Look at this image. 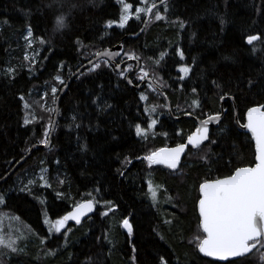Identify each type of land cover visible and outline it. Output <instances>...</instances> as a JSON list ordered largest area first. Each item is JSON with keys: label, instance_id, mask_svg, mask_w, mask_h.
<instances>
[{"label": "trees", "instance_id": "obj_1", "mask_svg": "<svg viewBox=\"0 0 264 264\" xmlns=\"http://www.w3.org/2000/svg\"><path fill=\"white\" fill-rule=\"evenodd\" d=\"M145 1L124 3L136 11ZM122 7L118 0H93L90 5L83 0H63L62 5L54 0H0V178L46 137L56 98L69 76L101 48L140 30L147 13L123 27L114 24ZM62 11L71 12V27L53 38V17ZM157 12L162 19L155 18ZM28 25L38 49L35 62L25 59ZM250 35L259 37L251 45ZM124 44L125 55L141 61L133 82L139 83L142 70L160 79L155 81L177 116L217 113L221 97L232 95L245 122L251 106L264 104V0H167L154 9L145 31ZM99 62L104 64L80 74L63 95L52 146L36 150L0 186L7 194L3 209L21 217L35 233L6 264H162L161 257L164 264H228L197 251V238L204 235L197 201L203 181L255 162L254 143L237 128L233 103L225 101L224 121L212 129L210 140L216 143L198 148H206L203 156L193 155L197 149L191 148L172 171L146 157L162 146L184 142L196 128L195 120H175L155 88L149 101L166 108L163 115L151 114L141 99L150 85L133 88L125 69L116 72L108 61ZM184 66L190 69L187 75L180 71ZM54 85L56 92L48 93L53 96L50 106L43 109V89ZM29 100L46 112L44 119L25 123ZM180 103L188 110L177 112ZM137 125L155 136L137 134ZM40 163L47 168L49 185L38 179L24 187ZM86 199L96 204L92 216L79 224L68 222L59 233L49 231L45 212L56 221ZM262 256L264 246L257 244L232 264H264Z\"/></svg>", "mask_w": 264, "mask_h": 264}, {"label": "snow or ice", "instance_id": "obj_2", "mask_svg": "<svg viewBox=\"0 0 264 264\" xmlns=\"http://www.w3.org/2000/svg\"><path fill=\"white\" fill-rule=\"evenodd\" d=\"M118 2L123 5L119 21V26L123 27L130 17L129 9L131 5L124 3V0H118ZM161 2L163 3L164 0H161ZM154 7L155 5L147 9L137 8L136 13L151 12ZM155 18L159 20L162 19V16L157 12ZM107 23L108 26H111L113 22L109 21ZM221 23H223V20H221ZM181 27H183L182 23ZM32 36L31 25H28L27 37ZM258 39V35H250L247 37V43L251 45ZM41 42H44L43 38H41ZM179 54L183 58V51H180ZM25 59H28V57L26 56ZM225 59H229V57H225ZM96 67H99V65H93V68ZM9 71L12 70L9 69ZM180 71L187 75L190 69L184 66L181 67ZM57 79L60 78L57 77ZM52 91L55 93L56 89L53 88ZM195 91L196 89H193V92ZM21 98L23 99V97ZM223 98L221 97V99ZM141 99H145V97L141 96ZM262 109H264V105L249 108L247 110V123L243 125V127L250 130L255 139V166L238 167L231 175L224 178L205 180L199 188L201 193L199 215L204 235L202 238H197V247L199 252L205 256L227 261L228 264H232L230 258H240L242 255L249 253L257 244L264 246V111ZM218 117L219 114H217ZM25 123H29V121L25 119ZM155 123L156 121L153 120L152 124ZM207 124L208 121H204V127L202 130H198L199 135L188 137V142L192 147L198 148L206 140L209 143H216V141L209 138ZM136 131L137 134L142 132L139 125H137ZM43 142L46 143V141ZM186 147L182 143L171 149H159L147 156L146 159L150 164L167 163L170 168H176ZM2 201L3 196L0 195V202ZM92 208V201L77 205L74 211L57 219L49 231L54 229L55 232L59 233L69 220H74L79 224L81 216L85 215L86 211H91ZM123 225L131 235L132 226L127 219L123 221ZM14 245V240L5 241L0 236V246H7L11 251L16 252L17 248ZM262 259H264V256H262ZM161 261L164 264L163 257H161Z\"/></svg>", "mask_w": 264, "mask_h": 264}, {"label": "water", "instance_id": "obj_3", "mask_svg": "<svg viewBox=\"0 0 264 264\" xmlns=\"http://www.w3.org/2000/svg\"><path fill=\"white\" fill-rule=\"evenodd\" d=\"M165 1H167V0H164V2ZM161 4H162L161 0H157L153 4L150 5V7H152V5H155V7L152 8V11L151 12H148L147 11L146 17H145V19H144V21L142 23V26H141V28H140V30L138 32L125 34L118 43L113 44V45H110V46H106L104 48H101L91 58H89L84 63H82L79 66V68L76 69L69 76V78L66 80L65 84L62 86V88L60 90V93L58 94V96L56 98V101H55V111H54V115H53V121H52V124H51V127H50V132H49L48 138L46 140V143H44V142H35V143H33L29 147L28 151L24 154V156L22 158H20L15 163V165L2 178H0V186L10 176H12L21 167V165H23L28 160V158L36 150H38V149L46 150V149H49L52 146V144H53V137H54V134H55V131H56V127H57V123H58V119H59V115H60V102H61V99H62L63 95L66 93V91L68 90V87L73 82V80H75L80 74H82L87 69L91 68L93 65H95L98 61H100L102 59L108 61L111 64V66L115 69L116 72L122 71V69L124 68V66L126 64H128L130 62L134 63L136 65V67L134 69L130 70L129 72H127L126 77H125L126 82L130 86H132L133 88H136L138 90H141V89H143L146 86L147 83H150L165 98V100L167 102V109H168L170 115L174 119H181V118H185V117H191V118H194L196 120L197 124H198V126L195 128V130L192 131L187 136V138H186V140L184 142L178 143V144H182L183 143L187 147L185 149V152L181 154L180 159H179V162H178L176 168H170L167 163H154V164L163 166V167L168 168V169H170L172 171L178 170L180 168V166H181V164H182L185 156L189 152V150L191 148H194V147H192L191 144H189L188 137L189 136H197V135H199L200 133H199L198 130H202V128L204 127V121L207 120L208 121V124H207L208 134H209V138H211L212 129H214L216 127H219L220 124L224 121V118H225V115H226L225 101H227V100H230L233 103V105H234V108H235V124H236L237 128L239 130L243 131V132L248 133L251 136V139H252V141L254 143L255 157H256V144H255V139L252 136L250 130H248L245 127H243V125H245L247 123V111L245 113V122H242L240 120V113L238 111V107H237L236 100H235V97L234 96H232V95L224 96V98L221 99V112L212 114V115L207 116L205 118H202V119L201 118H198L194 114H191V113H187V114H184V115H181V116H176L174 114V112H173L172 104H171V101H170L169 97L167 96V94L165 93V91L162 89V87L151 76H145L139 83H134L133 82L132 74H134L135 72H137L140 69V67H141V61L138 58H126V59H123L122 61H120L121 58L124 56V54L126 52V46L124 44V40L125 39H128V38H137V37H139L145 31L146 26H147V24H148V22H149V20L151 18V15H152L154 9L156 7H158L159 5H161ZM262 105H264V104H262ZM254 106L258 107V106H261V105H254ZM254 106H251V107H254ZM262 111H264V109H262ZM217 114H219V117L218 118H217ZM207 142H208L207 140L204 141L198 148H200L201 146H203ZM178 144L171 145V146H162V147L158 148L157 150H155L154 152L158 151L159 149H171V148L176 147ZM194 149H197V148H194ZM255 163H256V159H255L254 164L247 165V166H242V167H254L255 166ZM224 177H226V176H224ZM224 177H220V178H224ZM215 179H218V178H215ZM215 179H208V180H215ZM199 188H200V186H199ZM199 194H200V197H201L200 190H199ZM200 197H199V199H200ZM199 199L197 201L198 214H199ZM87 201H92L93 208H92L91 211H86L85 212V215L81 216L80 222H82L85 219H87L88 217L92 216L95 213V211H96V204H95V202H94L93 199H86V200L78 203L77 205L86 203ZM77 205H75L67 213L74 211ZM199 217H200V215H199ZM68 222L76 223V221H74V220H69ZM200 227L202 229L201 224H200ZM126 230H127V228H126ZM202 231H203V229H202ZM256 247L253 248L249 253L242 255L240 258L251 254L256 249ZM197 251H198V253L202 257H205V258H208V259H211V260H215V261H219V262H227V261L219 260L218 258L205 256L203 253H200L199 252L198 247H197ZM230 259L235 260V259H239V258H230Z\"/></svg>", "mask_w": 264, "mask_h": 264}, {"label": "rangeland", "instance_id": "obj_4", "mask_svg": "<svg viewBox=\"0 0 264 264\" xmlns=\"http://www.w3.org/2000/svg\"><path fill=\"white\" fill-rule=\"evenodd\" d=\"M154 1H156V0H149L148 2L145 1L143 6H140L139 8L147 9L150 7L151 4H153ZM129 12H130L129 19L132 17H139L141 14L147 13V11H144L141 13H136V11L132 9V6L129 9ZM114 24L119 25V23H114ZM25 38H26L25 44L27 45V51L25 53V56H27L28 59L31 60V62H33V61L35 62V60L37 58L38 49L36 48L31 37H27V33H26ZM29 41H31V43H29ZM128 56H131V55L126 53L125 57H128ZM132 57H134V56H132ZM97 64L102 66L104 63L99 62V63H96L95 65H97ZM132 66H133V64L128 65L126 67L125 71L123 72V74L125 75V73ZM96 68H98V67H96ZM96 68H93V66H92L89 70H93ZM147 75H148V70H142V72L140 73V76H139V78H140L139 80H141L142 78H144ZM59 78L60 79H58V80H60V81L63 80L61 77H59ZM155 80L158 82H161V80L158 78H155ZM149 85H150V87H148ZM149 85H147L148 88H146V91L144 93H142V96L145 97L144 100L148 103V106L150 107L151 114L157 115V117H158L160 115H163L164 109L166 108V106L162 105L161 103H157V102L153 103V102L149 101L151 98V95L155 94V91H156L151 84H149ZM53 88L56 89V86L54 85V86H51L50 88H47V89L44 88L43 89V92H42L43 95L41 96L42 97V104L40 103L42 108L44 107L43 109H47L46 106H50V102H51L53 96L49 97L48 93L49 94L53 93V91H52ZM26 106H27V110H29V111H27L28 121L32 122V121H36L38 119L41 120V119L45 118L46 112L41 111L39 109L38 103L29 100L26 102ZM176 110H177V112H179V111L185 112L188 109H186V107H185V105H183V103H180L176 106ZM50 127H51V125L49 124L47 126V130H46L47 135H46V137H44L41 140L42 142L47 140L49 132H50ZM151 131L152 130H143L142 129V132L140 134L143 135L144 137H147L149 135L155 136ZM205 149H206L205 147H203L201 149L197 148V150H195L193 152V155H195V156L202 155L205 152ZM46 170H47V168L44 167L42 165V163H40L39 167L35 171H33V175L30 174V176L32 175V178L30 176L27 178V181L24 184V187L27 188L28 186L29 187L32 186L34 184V182L38 179L41 180L42 186H48L49 180H48ZM148 170L151 171L153 169L148 168ZM153 194L156 195L155 190H153ZM0 195L3 196V201L0 202V236H2L5 239V241H8L10 239L14 240L15 241L14 246L17 248V251L13 252L7 246H0V264H6L7 263L6 261L10 256H12L13 254H16L18 252L23 251V244L30 241V239L34 236L35 233H34L33 229L21 217H19L18 215L14 214L12 212H9V211H6L5 209H3V204L5 202V197L7 194L0 191ZM44 220L46 222L47 227L49 226L50 228L55 223V220H51L50 215L47 212H45ZM66 225H67V223H66ZM66 225L64 226V228L66 227ZM64 228H62L61 230H63ZM52 231H55V230L52 229ZM196 236L194 235V237H193L194 242H195ZM200 237L202 238L203 236H200Z\"/></svg>", "mask_w": 264, "mask_h": 264}, {"label": "clouds", "instance_id": "obj_5", "mask_svg": "<svg viewBox=\"0 0 264 264\" xmlns=\"http://www.w3.org/2000/svg\"><path fill=\"white\" fill-rule=\"evenodd\" d=\"M55 3L62 5L63 0H54ZM83 3L85 5H90L93 3V0H83ZM78 5H73L74 9L78 10ZM71 15V12H58L54 17H53V24L51 31L53 33V38H55L56 35H61L63 32L67 31L70 29L71 24L69 21V16ZM62 21V22H61Z\"/></svg>", "mask_w": 264, "mask_h": 264}, {"label": "flooded vegetation", "instance_id": "obj_6", "mask_svg": "<svg viewBox=\"0 0 264 264\" xmlns=\"http://www.w3.org/2000/svg\"><path fill=\"white\" fill-rule=\"evenodd\" d=\"M126 58H131V57H122L120 61H122L123 59H126ZM130 63L133 64V66H132L127 72H129L130 70H132V69H134V68L136 67V65H135L134 63H132V62H130ZM130 63H128V64H130ZM128 64H126L122 70L126 69V67L128 66ZM140 70H141V67H140V69H139L138 71H140ZM138 71H137V72H138ZM127 72L125 73V76H126ZM135 73H136V72H135ZM135 73H134V74H135ZM134 74H132V79H133V75H134ZM141 80H142V79H141ZM141 80H139V82H140ZM172 109H173V108H172ZM167 110H168V109H167ZM168 112H169V111H168ZM173 112H174V111H173ZM169 114H170V113H169ZM174 114H175V113H174ZM191 114H194L196 117L201 118V119H202V118H205V117H203V116L200 117V116L196 115L195 113H191ZM175 115H176V114H175ZM180 115H181V114H180ZM180 115H179V116H180ZM176 116H177V115H176ZM185 118H186V117H185ZM190 118H191V117H190ZM192 119H194V118H192ZM175 120H177V119H175ZM194 120H195V119H194ZM195 122H196V120H195ZM196 125L198 126L197 122H196ZM197 126H196V127H197ZM194 130H195V129H194ZM194 130H193V131H194ZM189 134H190V133H189Z\"/></svg>", "mask_w": 264, "mask_h": 264}, {"label": "bare ground", "instance_id": "obj_7", "mask_svg": "<svg viewBox=\"0 0 264 264\" xmlns=\"http://www.w3.org/2000/svg\"><path fill=\"white\" fill-rule=\"evenodd\" d=\"M143 6V5H142ZM219 112H221V110L219 111ZM219 112H217V113H219ZM187 114V113H186ZM215 114V113H214ZM212 115V114H211ZM208 116H210V115H208ZM207 117V116H206ZM186 157V156H185Z\"/></svg>", "mask_w": 264, "mask_h": 264}]
</instances>
